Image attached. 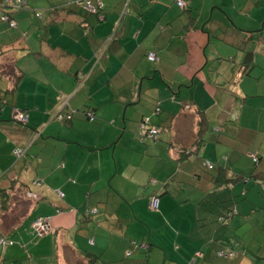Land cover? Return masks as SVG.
I'll use <instances>...</instances> for the list:
<instances>
[{
	"label": "crops",
	"instance_id": "crops-1",
	"mask_svg": "<svg viewBox=\"0 0 264 264\" xmlns=\"http://www.w3.org/2000/svg\"><path fill=\"white\" fill-rule=\"evenodd\" d=\"M177 1L0 5V264L251 263L264 0Z\"/></svg>",
	"mask_w": 264,
	"mask_h": 264
},
{
	"label": "rangeland",
	"instance_id": "rangeland-1",
	"mask_svg": "<svg viewBox=\"0 0 264 264\" xmlns=\"http://www.w3.org/2000/svg\"><path fill=\"white\" fill-rule=\"evenodd\" d=\"M242 2L248 4L250 0H237L234 9L238 10L239 8H241ZM6 10L8 11V9ZM258 10H262V12L260 11L261 13L260 18H261V22L264 24V1H262L261 6L260 8H258ZM243 26L245 28H252L255 26V24L248 22V20H244ZM251 156L254 158L255 154H251ZM256 162L257 159H255V163ZM260 204L263 207L262 210L256 208V213H250L251 216H254L253 218H256L255 226L245 225L240 228L238 233L235 232L237 233V237L235 239L237 240L240 239L241 241H243L245 248L248 249L246 256L250 258L251 260L250 264H264V196L260 197ZM237 219L238 222H240L239 220H241V217ZM242 230H244L245 233H243Z\"/></svg>",
	"mask_w": 264,
	"mask_h": 264
},
{
	"label": "built area",
	"instance_id": "built-area-1",
	"mask_svg": "<svg viewBox=\"0 0 264 264\" xmlns=\"http://www.w3.org/2000/svg\"><path fill=\"white\" fill-rule=\"evenodd\" d=\"M27 2V0H15V1H12V2H4L5 4H9V6H12V7H21L23 5H25ZM177 5L179 7H183L184 6V3L180 0L177 1ZM2 6H5V5H2ZM84 7L85 9L90 12V13H95L96 12V6L93 5L92 3L90 2H86L84 4ZM2 20L3 21H7L8 25L10 27H14L15 26V23L13 20H10L7 16H3L2 17ZM147 59L151 62L155 61L156 58L154 56L153 53H149L148 56H147ZM64 116H66V119H71V116L70 114H58L57 115V119L59 120H62L64 118ZM88 117L90 120H92V116H91V113H88ZM20 120L23 121V122H26V117H20ZM148 120H145V123L147 122ZM157 131L156 129L152 128V129H148V130H145L142 132V135L141 137H148V138H155L157 137ZM255 159H256V156L253 158V161L255 162ZM255 183H259V182H255ZM262 190L264 192V184H262ZM61 196V195H60ZM150 208L152 210H157L158 209V206H159V199L158 197H153L151 200H150ZM33 228L40 234H44V233H48L50 231V224H49V220L46 219V218H37L33 221ZM222 255V254H220ZM231 255V254H230Z\"/></svg>",
	"mask_w": 264,
	"mask_h": 264
},
{
	"label": "trees",
	"instance_id": "trees-1",
	"mask_svg": "<svg viewBox=\"0 0 264 264\" xmlns=\"http://www.w3.org/2000/svg\"><path fill=\"white\" fill-rule=\"evenodd\" d=\"M12 2V1H15V0H2V1H0V5H5V6H2V8L5 10V9H10V8H13L12 6H9V4H5L4 2ZM97 10H98V7H96V12H97ZM6 11V10H5ZM7 12V11H6ZM2 14H3V12H2ZM4 15H7L6 13H4ZM251 61V54H247L246 55V58H245V61H244V63H245V65H247V64H249V62ZM93 117V116H92ZM63 120L64 121H66V120H68V119H66V116H64V118H63ZM89 121H93L94 120V117L92 118V120H90V119H88ZM247 181H248V179H246L245 180V183H247ZM252 181H253V183H255V182H259V183H256V184H258L260 187H261V190H262V184H264V182L263 181H258V180H256V179H252ZM262 192H263V190H262ZM159 207V206H158ZM222 255H220V256H222V257H227V256H231V255H229V252H226V251H222V253H221Z\"/></svg>",
	"mask_w": 264,
	"mask_h": 264
}]
</instances>
